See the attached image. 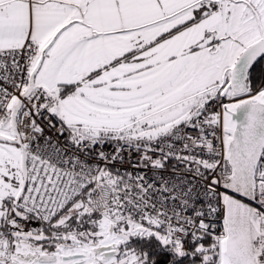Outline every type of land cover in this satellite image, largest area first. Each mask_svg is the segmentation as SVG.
I'll list each match as a JSON object with an SVG mask.
<instances>
[{
    "label": "snow or ice",
    "instance_id": "1",
    "mask_svg": "<svg viewBox=\"0 0 264 264\" xmlns=\"http://www.w3.org/2000/svg\"><path fill=\"white\" fill-rule=\"evenodd\" d=\"M0 264H264V0H0Z\"/></svg>",
    "mask_w": 264,
    "mask_h": 264
}]
</instances>
